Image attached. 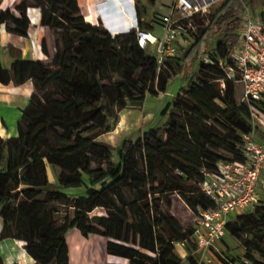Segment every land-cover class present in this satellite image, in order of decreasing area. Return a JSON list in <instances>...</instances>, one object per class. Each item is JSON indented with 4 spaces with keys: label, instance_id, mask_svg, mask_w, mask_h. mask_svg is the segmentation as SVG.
Masks as SVG:
<instances>
[{
    "label": "trees",
    "instance_id": "16d2710c",
    "mask_svg": "<svg viewBox=\"0 0 264 264\" xmlns=\"http://www.w3.org/2000/svg\"><path fill=\"white\" fill-rule=\"evenodd\" d=\"M158 1L135 0L141 30L161 26L163 16L150 14ZM1 6L2 0L0 38L2 26L27 38L28 10L38 9L55 53L50 57L43 40L48 62L23 61L11 44L6 51L15 61L4 68L0 58V84L34 85L19 136L0 137V242H24L36 252L35 264H70L67 235L77 229L84 237L107 239V253L129 264H206L195 227L184 228L172 214V197L193 213L215 208L199 183L219 162L242 160L243 135L252 131L249 106L238 97L237 80L224 71L238 43L240 1L223 0L196 15L193 47L160 73L135 31L113 37L86 21L78 0H23L16 7L19 17ZM214 29L221 30L219 38L203 51ZM188 60L195 69L187 72ZM182 72V86L161 111L159 126L116 149L101 140L116 129L121 112L166 92ZM119 87L127 97L112 95ZM48 166L52 183L46 180ZM263 194L252 211L227 222L226 237L240 241L245 254L241 259L216 252L222 264H264ZM98 209L104 214L93 215Z\"/></svg>",
    "mask_w": 264,
    "mask_h": 264
},
{
    "label": "built area",
    "instance_id": "2783aa9c",
    "mask_svg": "<svg viewBox=\"0 0 264 264\" xmlns=\"http://www.w3.org/2000/svg\"><path fill=\"white\" fill-rule=\"evenodd\" d=\"M105 5L114 3L115 16L125 19L135 31L138 44L147 50L149 61H153L157 72L167 68V62L178 54V44L196 31L193 18L209 12V6H200L192 0H174L169 13L162 17L161 36L140 29L135 0H100ZM86 19V18H85ZM96 27L105 28L113 37L104 19L92 11L89 21ZM238 43L231 54L232 66L224 71L229 79L237 80L241 86L242 103L249 106L252 131L243 135L239 148L241 161H221L215 173H205V180L199 183L200 190L216 205L215 208L199 207L195 212L197 227L195 238L198 253L209 264L208 253L226 237V224L230 218L254 208L261 193H264V10L255 18L246 7L237 31ZM205 62H209L204 57ZM159 96L176 95L161 92ZM121 126L117 124L116 129ZM1 233V230H0Z\"/></svg>",
    "mask_w": 264,
    "mask_h": 264
},
{
    "label": "crops",
    "instance_id": "0c3cea01",
    "mask_svg": "<svg viewBox=\"0 0 264 264\" xmlns=\"http://www.w3.org/2000/svg\"><path fill=\"white\" fill-rule=\"evenodd\" d=\"M22 1L23 0H2L1 9H10L19 17L20 14L17 12L16 7L20 5ZM221 1L223 0H192V2L200 6H209L210 9L213 5ZM78 3L83 16L88 21L92 11L98 13L97 5L99 2L97 0H78ZM173 3L174 0H159L156 6L150 9V14L155 11L159 14V17L165 16L169 13ZM110 5L111 3L103 5L106 25L112 32L119 34L128 33L127 31L130 26L125 19L107 13V6L109 7ZM86 7L87 10L85 11L84 8ZM28 14L31 20V26L27 38L10 35L5 31L4 26L1 27L0 42L2 46L5 47L3 53L5 62H1L4 68H8L16 59L12 58L6 51L9 44L21 51L20 59L23 61L33 62L41 60L48 62L50 57L55 53L52 32L49 28L41 26L40 11L38 9H29ZM153 33L157 36H161V26L153 31ZM43 40L47 42L50 57L42 51L41 46ZM170 86L171 82L169 83L167 91L175 95ZM33 93L34 85L32 82H27L22 86L0 84V137L4 140L15 136L16 122L20 121L22 118L23 112L28 107ZM152 99L154 100L152 101L154 105L151 110L152 113L149 114L148 118L145 117L144 111L142 113L140 111L144 105L129 107L120 114L119 122H122V127L104 135L101 140L110 138L111 140L108 139V144L116 149L126 142L138 140L145 132L159 126L163 121L161 111L170 103L171 97L158 95L157 97H152ZM11 123L14 124V128L11 127ZM143 125L147 126L146 131L142 129ZM26 171V169L23 170L24 173H26ZM47 171L49 173V182H54L55 176H53L49 168H47ZM50 175L53 177H50ZM0 226L3 227L1 220ZM68 235L73 238L71 240V246L69 244L70 264H129L126 260L110 256L107 253V239L103 237L97 235L84 237L77 229L70 231ZM68 235L67 237H69ZM25 247L26 244L24 242L13 239H6L0 242V257L4 264H35L33 255L36 252L33 253L28 249L26 250Z\"/></svg>",
    "mask_w": 264,
    "mask_h": 264
},
{
    "label": "rangeland",
    "instance_id": "374dc122",
    "mask_svg": "<svg viewBox=\"0 0 264 264\" xmlns=\"http://www.w3.org/2000/svg\"><path fill=\"white\" fill-rule=\"evenodd\" d=\"M97 1L99 2L100 0H97ZM239 1L241 3V11H240V14H239L240 18H242L243 12L246 9V7L250 10L251 14L255 18H259L260 17V12L264 10V0H239ZM245 1H248V2H245ZM96 3H94V4H96ZM84 10L86 11L87 7L84 8ZM220 33H221V30H218V29H214L212 32H210L208 34V36H207V42H208L207 44L208 45H205L204 48H202V50L203 49L205 50V48L206 49L207 48L211 49L212 47H214L216 41L219 38ZM184 40H185V42L182 45L178 44V56H182V54H184L186 51L191 50V48L194 45L193 36L185 37ZM4 49H5V47L2 46V44L0 42V57L2 59L1 61H3V62H5V58H4V55H3ZM152 63H153V61H152ZM174 65H175V63L173 64V66ZM192 69H195V64L193 63V60L192 61L188 60L187 63H186V70L188 72L189 70H192ZM182 75H183V72L178 74L177 76L173 77V79L170 81L171 82V86L170 87L172 88V92L175 95L179 92V90H180V88L182 86ZM237 91H238L237 92L238 93V97H241V86L238 85V90ZM110 92L112 93V95H113V93L114 94L117 93V94L121 95L122 97H127L126 90L123 87H119L117 90L111 89ZM152 101H154L152 99V97L148 96L147 100H146V103L140 109L141 113L144 111V114L146 115L145 117H147V118L149 117V114L152 113L151 110H152V107L154 105ZM119 123H121V126L119 128H117V129H120L122 127V122H119ZM18 124H19V121L16 122V132H15V136L12 137V138H17L19 136ZM11 127L14 128V124L13 123H11ZM142 129H144L146 131L147 130V126L143 125ZM108 139L111 140L110 138H107V139L104 138L102 141L108 144L109 143ZM70 167H72V165ZM47 168H49L50 171L52 172L53 176H55L52 168L50 166H48ZM53 176L50 175V177H53ZM51 179H53V178H51ZM46 180L47 181L50 180L48 171H47V174H46ZM172 199H173L172 214L176 217V219L180 222V224L184 228H188L190 226L197 227L198 226L197 225V217H196L195 213H193V211L187 206V204L183 200H181L179 197H177V196H173ZM263 200H264V194H263ZM248 211H252V210L248 209ZM103 214H104V211L98 209V210H96L94 212L93 215H103ZM1 229H2V227L0 226V230ZM72 239L73 238L71 236L67 237V244H68V249L69 250H70L69 244L71 246V240ZM177 252L182 258H185L186 251H185V249H184V247L182 245H178L177 246ZM216 252L227 253L228 255H230L233 258H241V259L244 257V254H245L241 242L236 240V239L230 238V237H225L224 242H221V243L217 244L215 251H210L208 253V256L210 257V259L212 261L211 264H222V262L216 256ZM199 256H200V260L202 262H204L206 264H209L207 262V260L203 257L202 254H199Z\"/></svg>",
    "mask_w": 264,
    "mask_h": 264
},
{
    "label": "water",
    "instance_id": "95a60500",
    "mask_svg": "<svg viewBox=\"0 0 264 264\" xmlns=\"http://www.w3.org/2000/svg\"><path fill=\"white\" fill-rule=\"evenodd\" d=\"M116 12L117 8L114 6V3H112L109 7L107 6V13H111L114 16Z\"/></svg>",
    "mask_w": 264,
    "mask_h": 264
},
{
    "label": "bare ground",
    "instance_id": "6f19581e",
    "mask_svg": "<svg viewBox=\"0 0 264 264\" xmlns=\"http://www.w3.org/2000/svg\"><path fill=\"white\" fill-rule=\"evenodd\" d=\"M97 9H98V13H99V15L104 19V21H105V14H104V11H103V4L101 3H99L98 5H97Z\"/></svg>",
    "mask_w": 264,
    "mask_h": 264
}]
</instances>
